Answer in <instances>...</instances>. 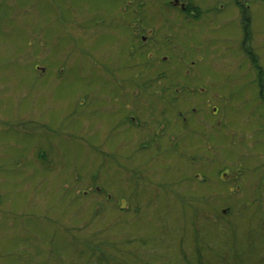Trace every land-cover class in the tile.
Returning <instances> with one entry per match:
<instances>
[{"label": "rangeland", "instance_id": "obj_1", "mask_svg": "<svg viewBox=\"0 0 264 264\" xmlns=\"http://www.w3.org/2000/svg\"><path fill=\"white\" fill-rule=\"evenodd\" d=\"M164 1L0 0V264H264V0L245 1L248 44L237 11L191 0L201 16L187 20ZM134 14L160 30L154 53L168 60L119 73L130 85L171 77L185 85L168 91L178 107L193 103L210 120L194 122L178 149L168 136L138 150L155 134L130 141L135 130L96 111L106 102L91 89L115 90L71 55L68 20L115 19L126 32ZM113 25L84 44L121 58ZM225 167L233 184L216 175Z\"/></svg>", "mask_w": 264, "mask_h": 264}, {"label": "flooded vegetation", "instance_id": "obj_2", "mask_svg": "<svg viewBox=\"0 0 264 264\" xmlns=\"http://www.w3.org/2000/svg\"><path fill=\"white\" fill-rule=\"evenodd\" d=\"M245 1L246 0H217L215 5H211V1L209 0L207 4L209 7L204 8L205 10L209 9V11H214V13L222 12L221 14L225 16L230 12L233 13L234 10L237 11L236 14L238 13L237 16L239 17L240 26L242 27V44H248V41L252 39L250 31L252 29L250 26L252 15H250L249 5L245 4ZM164 2L167 6L179 8L178 10L181 15H184V18L187 20H194V17L197 18L201 16L199 15L201 11H198L200 7H198V4L194 1L166 0ZM204 9L202 8L203 11ZM159 16L161 19L165 20L166 23L171 21V19L167 17L166 12H162ZM182 16L179 22L184 21ZM141 17L142 19L140 20ZM232 17L234 16L232 15ZM102 20L94 19L93 24H90V22L85 23V20H68L67 22L69 28L72 30L69 31L71 34L69 43V47L72 50L71 55H74V58L79 56L81 60H86L90 66L89 72H95L105 77V79H107V85L110 88L109 90H112V88L115 90L114 95L111 96V91H107V93L101 91L102 93L100 94V88L97 87V84L94 86V90L91 89L89 97H94L96 101H101L102 103L104 101L106 102L104 105L96 106V111H102L104 107L111 111L112 114H115L113 123L119 122V125L122 127L127 124L131 127L132 131L135 130L134 133L130 134V141L133 140V138H131L132 135L136 136L140 134L142 136L140 132H144L145 130L147 132L150 129L149 131H152V134H155L156 138H152L153 141L146 140L144 144L137 147L138 150H147L148 152L152 149L159 148L157 139L162 137L165 143L164 140L168 138V136H174L175 140L168 138V143L172 145V148L178 149L183 142L181 139L182 134L188 133L189 130L196 129L192 125L194 122L198 125L210 124V120L205 121L204 118L200 116L201 111L199 107L195 108L196 106H193V103H187L185 106L186 108L178 107L176 100L180 97L178 95L171 96L170 93L178 94L182 88H185V85H181V89H178L175 81H170L172 79L171 77L165 78L163 74H157V76L147 78L143 83H137L136 79L133 80L135 85H130L129 82H127V75L129 72L126 71L125 67H131L130 70H136L139 66L143 67L144 65V67L154 71V69L158 68V63H162L163 65L166 63L164 61L168 60L167 56L158 57L154 53L155 43L152 41V36L156 31L160 30L152 28L153 25H148L147 23L149 22H146L145 16L141 14H134L131 16L130 21L127 22L128 30L126 32H121L122 26L119 23L122 21L118 23L115 22L114 19L109 23H105L104 20ZM105 24L108 26L114 24L113 28L115 31H112V36H116L115 42L117 43L115 45L119 48V52L122 53L121 58H117L114 53H111L114 52V49L112 47L108 49V45L103 49L92 51L84 44V42L88 43L92 38L96 39L95 37H97L99 33L105 31L107 28ZM96 27H100L102 29L100 30L101 32L97 33L93 31ZM162 30L166 31L165 29ZM124 40L127 42L126 44ZM93 41L96 42L95 40ZM81 43L84 46H82ZM126 49H128L127 56L124 53ZM248 54L252 55L253 52L249 49ZM127 63L129 64L127 65ZM122 70L128 72V74L122 73V75L119 73ZM159 73L163 72L161 71ZM165 80L168 81L163 84ZM152 88H154V90ZM169 89L173 91L168 92ZM198 90L202 92L204 89L199 87ZM103 94L107 96V99ZM152 96H155L156 103L150 102L151 99L149 98ZM163 98L164 100L167 98L170 104L173 103L174 107L171 109H169V107L163 108L162 105L159 104ZM205 100V106L209 107V105H211V113L216 114L217 110L212 106L210 98ZM147 108L149 109L147 110ZM142 112H145V115H142ZM157 134L159 135L157 136ZM151 136L153 137V135ZM152 143H154V145ZM171 151H175V149H171ZM237 169L238 170H235L237 171L236 173L240 174V169ZM216 175L219 176L221 181L225 180L229 185L233 184L234 179H238V176H234L229 168L226 167Z\"/></svg>", "mask_w": 264, "mask_h": 264}, {"label": "trees", "instance_id": "obj_3", "mask_svg": "<svg viewBox=\"0 0 264 264\" xmlns=\"http://www.w3.org/2000/svg\"><path fill=\"white\" fill-rule=\"evenodd\" d=\"M251 58H252V60H253V61H252V62H253V66L257 67V66H256L257 58H255V57L253 56V54L251 55ZM228 168H229L230 171L233 170V169H231L230 167H228Z\"/></svg>", "mask_w": 264, "mask_h": 264}]
</instances>
